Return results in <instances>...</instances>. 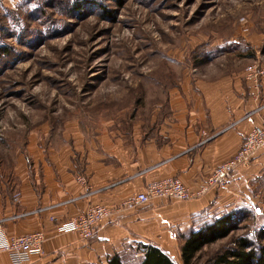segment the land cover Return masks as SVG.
Instances as JSON below:
<instances>
[{
  "label": "rangeland",
  "instance_id": "obj_1",
  "mask_svg": "<svg viewBox=\"0 0 264 264\" xmlns=\"http://www.w3.org/2000/svg\"><path fill=\"white\" fill-rule=\"evenodd\" d=\"M257 59L264 0H0L2 170L43 150L59 159L76 145L150 139L171 118L175 87ZM254 202V216L197 264L264 231L263 194Z\"/></svg>",
  "mask_w": 264,
  "mask_h": 264
},
{
  "label": "crops",
  "instance_id": "obj_2",
  "mask_svg": "<svg viewBox=\"0 0 264 264\" xmlns=\"http://www.w3.org/2000/svg\"><path fill=\"white\" fill-rule=\"evenodd\" d=\"M189 83L175 87L171 118H161L150 139L141 135L135 144L76 145L59 159L43 150L41 158L12 166L9 186L0 178V223L7 234L46 233L44 253L28 264H110L115 255L125 264H140L141 245L182 259V236L264 197L260 150L226 186H213L200 198L153 199L103 223L90 240L58 232L57 222L79 216L92 204L116 206L151 181L178 176L198 189L232 158L254 126L264 125V77L257 83L240 68ZM128 251L135 252L134 263L126 260ZM0 264H12L7 253L0 252Z\"/></svg>",
  "mask_w": 264,
  "mask_h": 264
},
{
  "label": "built area",
  "instance_id": "obj_3",
  "mask_svg": "<svg viewBox=\"0 0 264 264\" xmlns=\"http://www.w3.org/2000/svg\"><path fill=\"white\" fill-rule=\"evenodd\" d=\"M245 21L244 18L243 23ZM244 29L247 31L248 27ZM245 72L248 79L259 83L264 77V62L257 59L245 67ZM260 150H264V125L254 126L232 158L218 165L206 183L198 189L187 186L178 176L151 181L142 191L132 193L116 206L105 203L92 204L79 216L68 221L57 222V230L58 232H73L84 240H90L103 223L114 221L117 214L139 210L153 199L188 201L200 198L213 186H226L233 173L248 164L255 153ZM80 180L84 178L80 177ZM15 200H20L19 192L15 194ZM254 209L255 212H263L260 207L255 206ZM51 220L57 221L54 216ZM46 238L43 230L10 236L0 223V252L7 253L12 264H28L42 256Z\"/></svg>",
  "mask_w": 264,
  "mask_h": 264
},
{
  "label": "trees",
  "instance_id": "obj_4",
  "mask_svg": "<svg viewBox=\"0 0 264 264\" xmlns=\"http://www.w3.org/2000/svg\"><path fill=\"white\" fill-rule=\"evenodd\" d=\"M80 7V5H77ZM109 15L108 12H105ZM13 166V165H12ZM12 166L3 171L0 164V178L10 185ZM9 169V172L6 170ZM18 193V192H17ZM253 210L247 206L227 212L222 216L204 224L199 230H193L182 236L183 264H197L198 254L208 244L230 236L243 227L249 217H253ZM143 260L140 264H177L172 256L160 247L141 245ZM110 264H125L120 255H115ZM205 264H264V231L256 237L241 234L234 238L233 244L216 253Z\"/></svg>",
  "mask_w": 264,
  "mask_h": 264
}]
</instances>
